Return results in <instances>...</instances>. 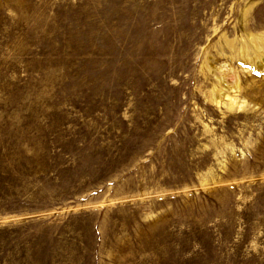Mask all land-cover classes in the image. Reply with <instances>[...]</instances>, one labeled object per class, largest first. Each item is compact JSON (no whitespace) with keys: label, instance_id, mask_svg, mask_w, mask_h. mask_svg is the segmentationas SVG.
<instances>
[{"label":"rangeland","instance_id":"1","mask_svg":"<svg viewBox=\"0 0 264 264\" xmlns=\"http://www.w3.org/2000/svg\"><path fill=\"white\" fill-rule=\"evenodd\" d=\"M0 264H264V0H0Z\"/></svg>","mask_w":264,"mask_h":264}]
</instances>
